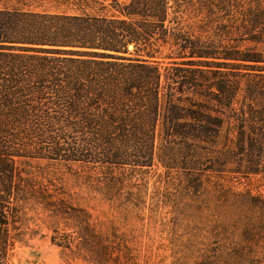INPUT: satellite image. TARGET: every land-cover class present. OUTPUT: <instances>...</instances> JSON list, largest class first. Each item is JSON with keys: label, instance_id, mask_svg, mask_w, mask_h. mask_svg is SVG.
<instances>
[{"label": "trees", "instance_id": "trees-1", "mask_svg": "<svg viewBox=\"0 0 264 264\" xmlns=\"http://www.w3.org/2000/svg\"><path fill=\"white\" fill-rule=\"evenodd\" d=\"M106 1L0 0V264L37 233L30 211L45 216L62 250L92 264L127 263L69 194L18 168L13 157L26 152L16 141L92 163L116 197L126 168L152 164L156 140L158 161L184 172L195 192L208 191L212 174L264 173V48H241L264 44V10L207 14V29L194 34L181 0ZM218 192L246 236L258 230L260 195ZM253 245L250 236L228 264H264Z\"/></svg>", "mask_w": 264, "mask_h": 264}, {"label": "rangeland", "instance_id": "rangeland-1", "mask_svg": "<svg viewBox=\"0 0 264 264\" xmlns=\"http://www.w3.org/2000/svg\"><path fill=\"white\" fill-rule=\"evenodd\" d=\"M178 10H184L183 23L197 34L207 29L204 24L208 19L201 20L205 15L212 13L214 20V16L224 15L223 10L236 15L248 10L257 12L264 10V0H181ZM215 24L210 22L209 27L214 28ZM245 47L261 50L264 44L247 41L241 46ZM166 51L158 57L163 61L161 68L167 61L161 57ZM128 52V56H133V47ZM15 146L26 152L13 157L18 168L49 187H60L74 203L85 208L97 228L117 246L114 254H119L120 263L126 259V264H228L233 250L244 246L250 236L254 252L258 256L264 254V222H256L258 230L246 236V222L233 218L228 203L217 196L221 187L230 186L249 189L264 199V173L248 178L212 174L207 177L208 191L195 192L188 187L184 172L168 170L158 161L156 140L152 164L126 168L116 197L100 181L103 175L90 166L92 163L52 159L47 156V145L36 149L33 142L22 140L16 141ZM27 215L34 220L29 221V227L37 228V233L25 235L24 242H16L6 264H92L51 242L52 230L46 227L43 214L30 211Z\"/></svg>", "mask_w": 264, "mask_h": 264}, {"label": "water", "instance_id": "water-1", "mask_svg": "<svg viewBox=\"0 0 264 264\" xmlns=\"http://www.w3.org/2000/svg\"><path fill=\"white\" fill-rule=\"evenodd\" d=\"M132 47H133V45H131V44L128 45V48H132Z\"/></svg>", "mask_w": 264, "mask_h": 264}]
</instances>
